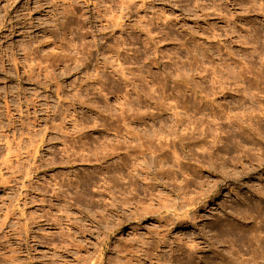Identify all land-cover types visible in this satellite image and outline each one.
I'll list each match as a JSON object with an SVG mask.
<instances>
[{
    "label": "rangeland",
    "instance_id": "1",
    "mask_svg": "<svg viewBox=\"0 0 264 264\" xmlns=\"http://www.w3.org/2000/svg\"><path fill=\"white\" fill-rule=\"evenodd\" d=\"M0 264H264V0H0Z\"/></svg>",
    "mask_w": 264,
    "mask_h": 264
},
{
    "label": "bare ground",
    "instance_id": "2",
    "mask_svg": "<svg viewBox=\"0 0 264 264\" xmlns=\"http://www.w3.org/2000/svg\"><path fill=\"white\" fill-rule=\"evenodd\" d=\"M231 70V69H230ZM229 70V71H230ZM233 71L235 72V70L233 69ZM232 70H231V72H233ZM229 73V72H228ZM238 74H237V77L235 78L234 76H236V74L234 75V74H232V76L235 78H233V80H235V82H234V84H233V86H232V82L229 84L230 85V87H228L227 85H223V82L225 83V81H223L222 82V79L221 78H219V79H217V77H216V79H214V77L215 76H213V79H212V82H213V85H215V84H217V86H216V89H219L220 88V90H221V87H222V90H224V89H230V90H233V92H237V93H241V94H243V95H246L247 93H248V91H247V89H246V87H243V88H240V86H241V84L244 82V79L243 78H241V75H240V72H237ZM222 74V73H221ZM221 74H220V77H221ZM230 74V73H229ZM231 75V74H230ZM230 75H228L227 74V76H230ZM223 76H224V73H223ZM227 76H224V78L225 79H227L226 77ZM223 78V77H222ZM145 79V78H144ZM125 81H127V79H125ZM228 81V80H227ZM226 81V82H227ZM105 82V81H104ZM102 80H101V78H100V80H99V87H100V89H101V91H103V90H105V88L106 87H103L105 84H106V82L104 83ZM135 84L136 83H134V81H133V86H132V88H130L129 90H132L133 88H135ZM226 86V87H225ZM136 87H138V86H136ZM215 87V86H214ZM100 91V92H101ZM110 91V90H109ZM126 94H128V93H126ZM136 95H138V96H140L141 94L139 93V91L136 93ZM217 95V93L214 91L213 92V100L216 98L215 96ZM222 95H225L224 93H222ZM255 96V95H254ZM256 97V96H255ZM202 98H204V96L202 97ZM147 102H149V101H147ZM153 102V101H152ZM151 103V102H150ZM151 104H154L155 105V103H151ZM155 108L159 111V106H156L155 105ZM179 108V105L178 104H173V103H170L169 105H168V107L166 108V110H172L171 112L173 113V114H175V115H180V113H179V111H176L177 109ZM184 108V107H183ZM185 109V111L187 112L189 109L187 108H184ZM223 109H219V107L217 106V109H212L211 110V112H209L208 113V116H210L211 117V120H208L207 121V123H209L210 121H215L216 119H219V118H221V115H224V117H226L227 119H231V116H230V112H227L226 110L225 111H222ZM221 113H223V114H221ZM261 113H263V111H261ZM151 115L152 116H154V115H156L154 112H152L151 113ZM126 116L129 118L131 115H128V114H126ZM220 116V117H219ZM139 118V116H137V117H132L131 116V122H135L137 119ZM232 122H235L234 120H230L228 123H230V124H232ZM175 125H177V123H174ZM229 124V125H230ZM215 125H217V124H215ZM188 126H189V122L187 123V128H188ZM218 129V127L216 128V130ZM153 132L155 133V130H153ZM137 137V136H136ZM135 137V138H136ZM144 136L142 135H140L137 139V143L135 144V146L136 147H139V148H141V151L142 152H145V151H147V150H150L151 148H150V146H148V145H146L144 142H142L141 140H142V138H143ZM219 139H221V136H219V134L218 133H216L215 135H214V138H213V140L215 141H219ZM213 141V142H214ZM110 147V146H109ZM89 149V148H88ZM103 149L105 150V149H107V146H105V147H103ZM111 149V154H113V153H115V149H114V147L112 146L111 148H109V150ZM90 150V149H89ZM154 151L153 150H150V153H153ZM262 152V151H261ZM158 156V155H157ZM99 158H97L96 160H98ZM162 162V161H161Z\"/></svg>",
    "mask_w": 264,
    "mask_h": 264
}]
</instances>
